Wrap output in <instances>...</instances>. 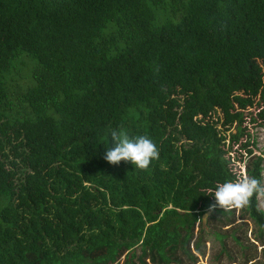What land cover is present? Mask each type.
<instances>
[{"label":"trees","instance_id":"1","mask_svg":"<svg viewBox=\"0 0 264 264\" xmlns=\"http://www.w3.org/2000/svg\"><path fill=\"white\" fill-rule=\"evenodd\" d=\"M244 58L264 125V0H0V264H203L211 238L236 262L228 236L264 264L236 210L202 221L218 183L259 178ZM119 128L159 159L109 164Z\"/></svg>","mask_w":264,"mask_h":264},{"label":"clouds","instance_id":"2","mask_svg":"<svg viewBox=\"0 0 264 264\" xmlns=\"http://www.w3.org/2000/svg\"><path fill=\"white\" fill-rule=\"evenodd\" d=\"M112 145L107 148L104 159L111 165L120 162H130L135 169L147 170L153 160L160 157L159 150L152 139L147 136L130 137L123 128L113 129L110 132ZM224 163V158L221 157ZM235 175L234 169H232ZM215 203L209 205L208 212L217 208L223 213L249 207L255 202L256 210L264 214V162L260 164L259 178L255 175L243 177L237 175L235 179L218 183L211 193Z\"/></svg>","mask_w":264,"mask_h":264},{"label":"rangeland","instance_id":"3","mask_svg":"<svg viewBox=\"0 0 264 264\" xmlns=\"http://www.w3.org/2000/svg\"><path fill=\"white\" fill-rule=\"evenodd\" d=\"M243 61L247 64L248 62L250 63V66L246 68L245 76L241 80V83H243L246 87V91L242 90L240 93L235 94V96L232 98V102L234 105L233 112L237 110L244 111L243 125L246 126L248 130L255 135L254 137H256L257 140V146H254V153H261L264 157V125H260V121L252 123L250 120L251 116H256V113L259 108L257 106V97L259 95V89L256 86L258 79L262 78V76H259V73L257 72L255 67H262L263 63L255 60L250 61L247 58H244ZM240 103L245 104L243 108L240 106ZM226 105L228 106V104ZM217 111L219 115H224L222 109H219ZM233 128L234 132L235 127ZM244 139L245 136L243 137V140ZM235 147H237V145ZM241 168H243V165L241 166ZM242 215L243 214L240 210L235 211L234 225H236L237 227V235L239 236L241 242L249 247L248 253H255V255H257V259H260V261H264V256L260 254L262 246L260 245V243L255 241V234H257V228L255 227L253 221L247 215H245L244 217ZM207 217L208 215L206 216V219ZM239 223L242 224L239 225ZM225 241L226 249L230 252L231 257H233L236 262H232V260L227 256V253H223L220 258L217 259L216 256L220 249V245L217 241H213L212 238L209 239V241L207 242L205 256L199 257L200 262H202L203 264H240L239 262H241L243 257L241 255L239 245L231 236H228ZM252 244H254L255 246H252Z\"/></svg>","mask_w":264,"mask_h":264},{"label":"water","instance_id":"4","mask_svg":"<svg viewBox=\"0 0 264 264\" xmlns=\"http://www.w3.org/2000/svg\"><path fill=\"white\" fill-rule=\"evenodd\" d=\"M209 214H210V212H206V213L203 214V216H202V221L203 222L206 221V216L209 215Z\"/></svg>","mask_w":264,"mask_h":264}]
</instances>
